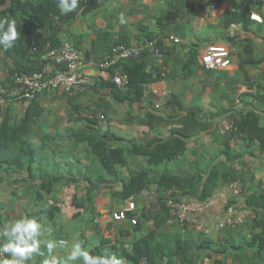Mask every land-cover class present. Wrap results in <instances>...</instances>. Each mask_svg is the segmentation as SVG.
Wrapping results in <instances>:
<instances>
[{
  "label": "crops",
  "instance_id": "1",
  "mask_svg": "<svg viewBox=\"0 0 264 264\" xmlns=\"http://www.w3.org/2000/svg\"><path fill=\"white\" fill-rule=\"evenodd\" d=\"M250 3L251 13L264 16V0ZM244 6V0H110L100 10L86 15L79 12L70 22L60 23V43L69 41L77 47L83 70L94 78V83L86 92L40 93L42 113L31 121L28 132L37 159L32 172L25 170V163L9 161L4 153L0 162V229L23 217L41 224L39 240L44 256L34 255L30 264H42L50 239L68 242L54 252L63 259L83 234L88 238L85 248L92 250L107 240L109 244L103 249L117 245L120 253L132 249L138 239L149 233L166 248L167 254L159 257V262L186 264L192 259L197 264H264V255L244 242L260 232L253 227L254 219H264L262 208L247 203L249 197L263 194L264 186V23L249 18V12L244 14ZM171 9L180 16L162 29L157 20ZM140 24L165 34L166 56H152L148 67L161 75L165 69L166 76L146 86L141 101H121L101 83L98 63L112 51L117 39L130 38L131 46L137 44ZM172 36L180 41L173 42ZM209 45L230 49L232 63L228 68H204L201 57ZM192 49L198 52L196 60H191ZM1 61L11 66L5 50L0 51V80H5L7 73L4 75ZM49 68L53 69V64ZM19 94L17 90L16 96ZM8 104L0 106V125L7 118L12 123L26 119L30 100L17 98ZM196 108L200 111L199 125L185 118L188 109ZM140 118L151 120L152 126L141 124ZM237 122L238 127L234 125ZM115 123L127 132H113ZM83 129L103 134L112 147L136 144L152 149L175 139L180 148L160 165L128 154L123 164H116L109 172L88 143L73 139V133ZM2 152L19 155L17 146ZM142 170L148 171L144 189L161 194L157 182L163 173H168L178 179L167 190L176 199L207 203L196 217L209 232L202 233L179 221H164L161 198H146L141 193L127 196L125 185L132 174ZM213 170L218 171V178L209 186L208 198H203L206 180ZM53 177L58 182L45 200L60 207V211L53 219L41 218L35 215L39 210L35 195L40 183ZM236 182L242 189L238 194L233 186ZM89 193L93 196L94 215L88 208ZM74 197L85 206H75ZM132 199L137 208L129 214L137 218V228L130 220L116 222L111 216L126 208ZM113 228L116 237L106 238L103 232ZM4 242L0 238V244ZM177 243L184 249L182 254L174 253Z\"/></svg>",
  "mask_w": 264,
  "mask_h": 264
},
{
  "label": "trees",
  "instance_id": "2",
  "mask_svg": "<svg viewBox=\"0 0 264 264\" xmlns=\"http://www.w3.org/2000/svg\"><path fill=\"white\" fill-rule=\"evenodd\" d=\"M109 1L110 0H79L78 7L73 12L62 15L57 7V0H0V20H16V27L19 33V37L12 48L4 49V47L0 45V51L5 50L7 56L11 60V66L7 70L6 79L0 80V84L9 89V95L12 96V93H14L13 91L17 88V85L14 82L16 74H33L40 71L46 64L41 61L40 57L42 53L45 52L47 46H49V48H54L61 45L62 42L60 43V39L57 36V31L61 22H70V20L73 19L79 12L83 15L95 12L105 6ZM244 1H246V6H244L243 13L245 14L246 12H249L248 17L250 18L251 11H249V6L252 0ZM238 15V13L235 14V16ZM179 16L180 15L177 10L171 9L162 18H159L157 22L163 29L167 25L175 23ZM138 30V43H141L145 38L151 41H157L158 44L165 50L166 56L167 48L164 47L163 42L164 33L157 34L151 31L150 27L145 24L138 25ZM37 38L40 39L38 49L36 52L32 53L31 47ZM119 44L131 46L130 38L117 39L112 44L111 49ZM152 56L153 54L147 50L144 51L139 58L123 59L115 66L122 68V70L129 75V85L126 90L120 89L111 79L101 78V83L108 86L115 98L121 101H141L145 95L146 84L153 83L162 78L161 72H153L148 67L149 59ZM190 56L192 57L191 60H196L198 56L197 50L192 49ZM111 73L114 74V68L111 69ZM39 95L40 94L36 95L33 99L13 96L11 101L17 98H20V100H30L27 117L20 123H12L10 118H7L0 125V162L3 156L2 154L4 153L9 161L12 160L13 162H18V164L25 163V170L28 172H32L33 164L37 161V159L35 160L36 150L30 142L28 132L30 130L29 124L31 121L37 120L42 113L41 106L38 102ZM103 113L105 114L106 112L103 111ZM199 113L200 111L197 108L188 109L189 115L185 118L189 121L197 123V115ZM152 116L153 115L148 114V117ZM100 120L102 119L100 118ZM90 121L94 122L92 119H90ZM139 122L141 124H148L152 126L151 120L140 118ZM197 125H199V123H197ZM234 125L238 127L240 124L237 122ZM92 130L93 129H83L82 131L74 132L72 137L77 142L88 143L92 147L95 154L99 157L103 168L109 172L114 170L116 164H123L128 154L144 157L151 164L160 165L164 161L171 159L180 148V145L175 139L156 144L152 149H146L143 146L136 144H132L128 148L123 146L112 147L109 142L102 137L103 134L94 133ZM114 137L119 138L115 135ZM10 146H17L19 149V155L16 156L13 153L6 154L5 152L1 153L2 150H10ZM218 175L219 173L217 170H213L210 173L203 190V198H208L209 186L216 182ZM147 177V170H142L132 174L129 182L124 187L126 195L136 196L141 193V191L148 185ZM193 181L195 182L194 179L191 180V182ZM57 182L58 178L53 177L48 180H43L40 183L35 195V200L39 207V210L35 213L36 216L53 219L56 212L60 211V207L53 205L48 200H45L47 195L52 194L55 183ZM177 182L178 179L168 173H163L157 182L158 189L162 191V197L160 200H162L164 208V221H168L170 217L169 210L165 202V193L168 189L176 185ZM76 199V197L73 198L75 206H85V203L81 204L77 202ZM87 202L89 206L88 208L91 209L90 211L92 215H94L95 207L91 193L87 196ZM247 203L253 208H262L264 210V193L259 196L249 197L247 199ZM28 216L31 217L33 215L28 214ZM132 217L133 215L129 214V218ZM138 226V224L135 225L136 228ZM253 227L260 229V232L253 233L252 237L244 242H247L250 247L255 246L258 249V253L263 256L264 219L255 218ZM94 228L99 230V225L94 223ZM81 237V241H83V245L86 247L88 244V238L84 234ZM107 244H109V242L107 240H103L101 246L90 250V254L94 256H120V258H123L124 261L132 264H140L143 259H146L149 264H158L159 257H164L166 253V248L154 241L152 233L138 239L132 249H124L120 253H118V248H116L117 245H110L111 247L103 249L104 245ZM174 251L175 254H182L181 252L184 251V249L179 243H177V247ZM27 264H30V262L27 261ZM186 264L197 263L191 259L187 261ZM247 264H254V262Z\"/></svg>",
  "mask_w": 264,
  "mask_h": 264
},
{
  "label": "built area",
  "instance_id": "3",
  "mask_svg": "<svg viewBox=\"0 0 264 264\" xmlns=\"http://www.w3.org/2000/svg\"><path fill=\"white\" fill-rule=\"evenodd\" d=\"M229 1V0H223ZM250 18L260 23H264V16L258 13H251ZM173 42L178 43L180 40L174 36L171 37ZM40 39L37 38L31 47V52L34 53L38 49ZM149 50L157 59L165 57V50L158 44L157 41L144 39L141 43L133 46L124 44L116 45L112 51L98 63L99 77L111 79L116 85L126 90L129 85V75L118 67H115L121 60L127 58H139L144 51ZM41 61L46 63L45 66L38 72L33 74H16L14 82L17 88L13 91L12 96L9 95V89L0 84V106L7 105L13 96H16L17 90L20 91L18 97L25 99H33L36 95L43 93L46 90H58L66 93L74 91L86 92L94 83V78L85 73L83 70L84 63L80 51L69 41H64L61 45L54 48H47L40 57ZM201 62L205 69L216 70L228 68L232 63L231 51L225 45H209L201 57ZM53 64V69L49 65ZM55 68V69H54ZM114 68V74L111 69ZM163 76H166L164 69ZM150 84H146L149 86ZM231 128V127H230ZM235 193H241L242 189L238 182L233 184ZM264 193V186L261 187ZM141 195L146 198L160 199L162 194L154 193L148 189H143ZM165 202L169 210V222L179 221L182 224H189L196 227L202 233H208L207 225L198 217L207 203L192 200L176 199L171 191L165 193ZM137 204L135 200H131L126 208L118 209L112 213V219L116 222H124L130 220L132 224H137V218H129V213L136 211ZM106 238L113 239L117 235L116 229H110L103 232ZM10 256L3 254L0 259H10ZM140 264H149L146 259H143ZM158 264H167L159 262Z\"/></svg>",
  "mask_w": 264,
  "mask_h": 264
},
{
  "label": "clouds",
  "instance_id": "4",
  "mask_svg": "<svg viewBox=\"0 0 264 264\" xmlns=\"http://www.w3.org/2000/svg\"><path fill=\"white\" fill-rule=\"evenodd\" d=\"M79 0H57V7L62 15L73 12L78 7ZM121 22L123 18L121 17ZM16 20H0V45L4 49H10L14 46L19 37L16 27ZM41 224L34 218L23 217L12 223L5 225L0 229V238L5 240L0 244V256L8 254L10 259H0V264H27L34 255L44 256L40 249ZM67 241L48 240L47 257L42 264H74L82 261V264H125L123 258L112 256H94L90 250L85 248L83 241L76 240L72 243L70 251L63 258H58L54 252L55 249L67 245Z\"/></svg>",
  "mask_w": 264,
  "mask_h": 264
},
{
  "label": "rangeland",
  "instance_id": "5",
  "mask_svg": "<svg viewBox=\"0 0 264 264\" xmlns=\"http://www.w3.org/2000/svg\"><path fill=\"white\" fill-rule=\"evenodd\" d=\"M100 10V9H99ZM2 63H1V66H3V69H2V71H3V73H4V75L7 73V70H8V66L7 65H5L4 66V62L3 61H1ZM0 70H1V68H0ZM9 105V104H8ZM115 126L113 127V132H116L117 134H125L126 132H127V130H126V128L125 127H123V126H120V125H118V124H114ZM82 173H84V174H88V172H86V171H82Z\"/></svg>",
  "mask_w": 264,
  "mask_h": 264
}]
</instances>
